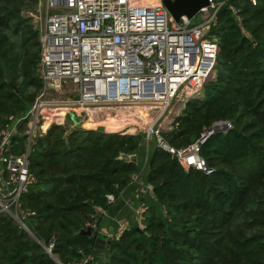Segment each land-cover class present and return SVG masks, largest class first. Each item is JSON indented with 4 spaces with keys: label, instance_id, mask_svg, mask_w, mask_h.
<instances>
[{
    "label": "trees",
    "instance_id": "obj_1",
    "mask_svg": "<svg viewBox=\"0 0 264 264\" xmlns=\"http://www.w3.org/2000/svg\"><path fill=\"white\" fill-rule=\"evenodd\" d=\"M230 4L241 10L242 24L225 6L219 11L212 31L219 41L215 76L202 97L189 99L171 130L161 133L170 146L184 149L217 124L229 123L230 129L211 134L200 147L212 174L186 171L155 138L148 148L143 132L52 122L38 134L30 155L37 182L22 205L36 212L27 222L34 235L45 243L55 238L61 263L89 258L97 264H264V0ZM37 6V0H0L4 126L12 115L27 112L43 90L41 36L26 15ZM147 149L145 181L152 195L142 200L141 225L113 236L104 258L95 248L100 232L92 229L89 237L81 230L97 208L110 209L108 195L116 201L130 188L140 171L136 156ZM43 252L14 219L0 215V264H56Z\"/></svg>",
    "mask_w": 264,
    "mask_h": 264
},
{
    "label": "built area",
    "instance_id": "obj_2",
    "mask_svg": "<svg viewBox=\"0 0 264 264\" xmlns=\"http://www.w3.org/2000/svg\"><path fill=\"white\" fill-rule=\"evenodd\" d=\"M37 1L38 6L26 15L33 19L41 36L39 73L43 90L27 112L12 115L6 126L0 122V215L14 219L57 264H64L54 254L55 238L45 243L28 227L36 212L22 205L23 197L37 182L30 155L39 126L69 112L82 123H96L110 121V114L123 108L157 111L152 126L144 132L147 141L156 138L157 145L177 157L186 171L212 174L213 169L200 155V147L213 134L212 129L193 145L175 149L161 134L171 130L174 119L165 129L155 126L168 119L169 108L179 94L187 95L184 109L189 99L203 96L204 85L215 76L219 41L212 31L218 25L219 11L225 6L239 24L242 17L230 0H209L198 13L201 23L194 26L192 21L198 14L176 21L164 0ZM67 85L74 87L76 97L49 99L50 91L62 95ZM221 124L228 126L226 130L231 128L229 123ZM139 178V174L134 175L132 184ZM148 188L152 192L150 185ZM107 198L111 204L115 202L113 195ZM145 208L142 202L135 210L139 225ZM105 215L106 210L97 208L87 227L99 231L98 218ZM90 260L68 264H96Z\"/></svg>",
    "mask_w": 264,
    "mask_h": 264
},
{
    "label": "rangeland",
    "instance_id": "obj_3",
    "mask_svg": "<svg viewBox=\"0 0 264 264\" xmlns=\"http://www.w3.org/2000/svg\"><path fill=\"white\" fill-rule=\"evenodd\" d=\"M28 13V12H27ZM201 19H202V15L198 14L192 21L193 26L200 24L201 23ZM50 95H48L49 99H54V100H61V99H72L74 97H76L77 92L75 91L74 87H72L71 85H67L64 86L63 88V93L62 95H57L56 91H50L49 92ZM187 99V95L186 94H179L176 99L174 100L173 105H171V108L169 113H168V119L166 121H162L161 124H157L155 126V128H159L160 130L165 129L167 127V122L171 121V119H174L183 109V105L185 100ZM124 110H117L116 112H112L110 114V121L112 122L111 125L112 127H114V131H121V129H123V131L127 130H140V132H145L146 129L150 128L152 126V122L151 120H154L155 118V114L157 115V111H155V113L151 110H147V109H141L139 112L133 108L132 110L130 109H126L123 108ZM70 113V112H69ZM66 113V114H61L60 116L57 117L56 120H52V122L58 123L57 125H69L70 127H73L74 122H75V116ZM72 113V112H71ZM74 113V112H73ZM123 118V119H122ZM61 119V120H59ZM120 119V120H118ZM96 125H104V128H107V130H111L109 125H107L108 122L110 121H106V120H96ZM107 123H106V122ZM51 122V123H52ZM63 123V124H62ZM50 123H43L41 126H39L38 128V132L41 133L46 126H48ZM105 124L107 126H105ZM75 127V126H74ZM228 127V126H226ZM38 133V134H39ZM146 134V133H144ZM154 139V138H153ZM152 138L150 140L147 141V147H152L154 145V143L157 141H155V139L153 140Z\"/></svg>",
    "mask_w": 264,
    "mask_h": 264
},
{
    "label": "crops",
    "instance_id": "obj_4",
    "mask_svg": "<svg viewBox=\"0 0 264 264\" xmlns=\"http://www.w3.org/2000/svg\"><path fill=\"white\" fill-rule=\"evenodd\" d=\"M148 157V149L136 156L140 169V178L136 184H132L130 188L127 189L121 197L113 203L107 211V215L102 218V222L99 226V232L101 235L105 234L110 238L115 235L120 236L124 233V231L130 229L132 225H136L138 223L134 217L135 210L140 203H142L144 196L152 195V192L148 191L149 185L145 181ZM104 249L99 250H103L101 255L105 258L106 251Z\"/></svg>",
    "mask_w": 264,
    "mask_h": 264
},
{
    "label": "water",
    "instance_id": "obj_5",
    "mask_svg": "<svg viewBox=\"0 0 264 264\" xmlns=\"http://www.w3.org/2000/svg\"><path fill=\"white\" fill-rule=\"evenodd\" d=\"M163 3L165 7L167 8V10L169 11V13L172 15V17L176 21H179L181 17L183 16H186L188 18L195 17L201 11L202 8L207 7L209 5V0H164ZM6 79L7 81L10 82V78L8 76L6 77ZM76 124L80 126L84 125V123L80 122L79 119H78V122H76ZM107 125H109V122L107 123ZM107 125L105 124V126ZM105 130L109 131L107 130V128H105ZM225 130H226V126L223 124H219V125L214 126V128L212 129V133L219 132V131H225ZM111 132H118V131L112 130ZM125 160H129V157H125ZM138 230H141V229L138 228ZM81 234L92 237L93 231L90 228H87V229L81 230ZM111 240L112 239L110 237L103 234L99 238L96 239L95 248L104 249L107 244H110ZM40 255L52 259L50 255L45 251L41 253ZM90 262L92 263L93 260H90Z\"/></svg>",
    "mask_w": 264,
    "mask_h": 264
},
{
    "label": "bare ground",
    "instance_id": "obj_6",
    "mask_svg": "<svg viewBox=\"0 0 264 264\" xmlns=\"http://www.w3.org/2000/svg\"><path fill=\"white\" fill-rule=\"evenodd\" d=\"M111 123H112V122L110 121V122H109V127H111ZM88 124H93V123H88Z\"/></svg>",
    "mask_w": 264,
    "mask_h": 264
}]
</instances>
